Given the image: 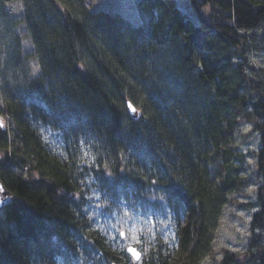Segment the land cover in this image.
I'll list each match as a JSON object with an SVG mask.
<instances>
[{
  "label": "trees",
  "instance_id": "obj_1",
  "mask_svg": "<svg viewBox=\"0 0 264 264\" xmlns=\"http://www.w3.org/2000/svg\"><path fill=\"white\" fill-rule=\"evenodd\" d=\"M21 1L51 89L16 97L3 87L0 97V179L13 194L0 212V264L85 261L68 236L90 257L116 260L83 212L74 160L83 144L104 210L172 214L176 255L159 243L142 264H200L230 194L245 186L233 141L247 123L261 141L253 152L263 182L251 241L223 262L264 264V68L250 58L264 48V0H188V10L142 0L139 24L86 0ZM41 124L58 132L65 154L48 146Z\"/></svg>",
  "mask_w": 264,
  "mask_h": 264
},
{
  "label": "rangeland",
  "instance_id": "obj_2",
  "mask_svg": "<svg viewBox=\"0 0 264 264\" xmlns=\"http://www.w3.org/2000/svg\"><path fill=\"white\" fill-rule=\"evenodd\" d=\"M140 1L142 0H86L85 5L91 10H105L111 16H124L125 19L139 24L144 19L138 5ZM176 1L182 8L188 10V0ZM24 9V3L20 0L12 2L0 0V97L2 99H4L3 87L11 88L16 97L36 94L39 89L45 88L46 91L51 89L48 79H44L46 83H42L43 66L40 64V56L36 53L34 38L29 32V24L27 21V23L21 21L25 17ZM256 29L263 30L264 25ZM250 58L254 65L264 68V48H256L250 53ZM2 107L3 101L0 100V113L3 112ZM10 119V116L5 118L8 124H11ZM252 127L250 123L241 124L233 141L234 147L243 154L238 161L243 166L245 186L230 194L233 200L225 205L216 228L212 249L199 261L200 264H224L223 259L227 254H242L251 241L252 214L258 210L253 203L258 198V190L263 182V174H259L255 169L253 152L259 149L261 141ZM39 128L48 146L55 152L63 153L64 143L58 132L43 124ZM91 154L83 144L78 155L81 166L79 176L83 175L78 188L84 196L82 203L83 212L88 219L87 225H91L105 235L111 253L116 256L112 264H131L134 261L137 262L136 264H142L146 249L150 253L159 243L162 245L163 254H169L173 258L176 255L178 243L172 214L166 211L156 214L140 211L130 213L123 204L118 209L104 210L103 196L99 189H96L90 171L86 169L94 162ZM245 202L252 204L242 205ZM121 232L125 235L121 236ZM76 245L86 257H84L85 261L72 262V264H103L102 254L99 256L101 259L92 258L87 254V248L82 242L78 241ZM133 245L140 251L141 257L138 260L128 252ZM58 264L65 263L58 262Z\"/></svg>",
  "mask_w": 264,
  "mask_h": 264
},
{
  "label": "water",
  "instance_id": "obj_3",
  "mask_svg": "<svg viewBox=\"0 0 264 264\" xmlns=\"http://www.w3.org/2000/svg\"><path fill=\"white\" fill-rule=\"evenodd\" d=\"M128 106H129V110H130L131 114H133L135 117H138V111H137L136 107L130 101L128 102ZM1 122H2V120H0V123ZM11 202H12L11 192L7 189V187L0 180V212L4 208V206H6L7 204H9ZM130 248H134L136 250V252L139 253V258L134 256L136 258V260L140 259L141 255H140V251L138 250V248L134 245L131 246ZM129 253L131 255H133L131 252H129Z\"/></svg>",
  "mask_w": 264,
  "mask_h": 264
},
{
  "label": "bare ground",
  "instance_id": "obj_4",
  "mask_svg": "<svg viewBox=\"0 0 264 264\" xmlns=\"http://www.w3.org/2000/svg\"><path fill=\"white\" fill-rule=\"evenodd\" d=\"M17 1H19V0H17ZM20 1H21V0H20ZM8 2H12V0H11V1H8ZM21 21H23V19H22ZM128 102H129V101H127L126 104H128ZM64 152H65V150L63 151V153H64ZM64 154H65V153H64ZM64 154H63V155H64ZM61 155H62V154H61ZM69 156H70V154L68 153V154L65 156V159H67V158L69 159ZM74 160H75L76 163H78V159L75 158ZM79 162H80V161H79ZM0 180H1V179H0ZM1 182L3 183L2 180H1ZM5 186H6V185H5ZM10 192H11V196H12V195H13V194H12V191H10ZM12 198H13V196H12ZM68 237H69V239L72 240L74 243H75V242H78V241H79V242L82 241V238H80V237H78V238H77V237H76V238H74V237L72 238V236H68ZM75 244H76V243H75ZM74 246L76 247V249H80L77 245H74ZM59 262L64 263L63 260H61V259L59 260ZM72 262H73V259H72ZM103 264H104V261H103ZM114 264H115V263H114Z\"/></svg>",
  "mask_w": 264,
  "mask_h": 264
},
{
  "label": "snow or ice",
  "instance_id": "obj_5",
  "mask_svg": "<svg viewBox=\"0 0 264 264\" xmlns=\"http://www.w3.org/2000/svg\"><path fill=\"white\" fill-rule=\"evenodd\" d=\"M121 236H124L125 233L124 232H121L120 233ZM129 252H131L134 256H136L137 258H139V253L136 252V250L134 248H129L128 249Z\"/></svg>",
  "mask_w": 264,
  "mask_h": 264
}]
</instances>
